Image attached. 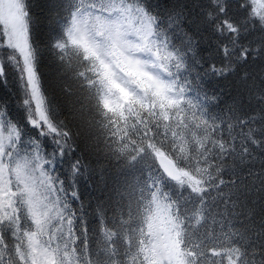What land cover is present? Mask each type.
Masks as SVG:
<instances>
[{
    "label": "snow or ice",
    "instance_id": "6c2138e0",
    "mask_svg": "<svg viewBox=\"0 0 264 264\" xmlns=\"http://www.w3.org/2000/svg\"><path fill=\"white\" fill-rule=\"evenodd\" d=\"M0 264H264V0H0Z\"/></svg>",
    "mask_w": 264,
    "mask_h": 264
},
{
    "label": "trees",
    "instance_id": "16d2710c",
    "mask_svg": "<svg viewBox=\"0 0 264 264\" xmlns=\"http://www.w3.org/2000/svg\"><path fill=\"white\" fill-rule=\"evenodd\" d=\"M40 71L44 76L46 86H48L53 92H55V89L52 87L51 65H49L47 61L43 62L40 66ZM10 75L14 76L15 73L11 72Z\"/></svg>",
    "mask_w": 264,
    "mask_h": 264
}]
</instances>
